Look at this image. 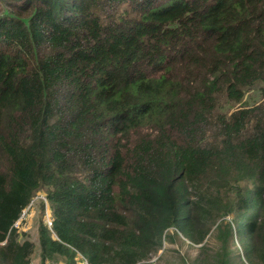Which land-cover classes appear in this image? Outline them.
Masks as SVG:
<instances>
[{"label": "trees", "instance_id": "1", "mask_svg": "<svg viewBox=\"0 0 264 264\" xmlns=\"http://www.w3.org/2000/svg\"><path fill=\"white\" fill-rule=\"evenodd\" d=\"M178 240L264 264V0H0V264Z\"/></svg>", "mask_w": 264, "mask_h": 264}, {"label": "rangeland", "instance_id": "2", "mask_svg": "<svg viewBox=\"0 0 264 264\" xmlns=\"http://www.w3.org/2000/svg\"><path fill=\"white\" fill-rule=\"evenodd\" d=\"M260 95L261 94L258 90H252V91H249V93L247 94V98H248V100H251V101L253 99L258 100L260 98ZM35 200H37V198ZM35 200L30 204L31 206H28L24 210L23 214L21 215V218L18 221V225L20 223H22V226H21L22 230H25V231L28 230V232L31 231V235L33 238H36L38 218L40 216V214L38 213V210H37V206H36V208L34 207ZM50 215H51L50 211L45 213V220L48 223H49L48 220H49ZM233 215H234V213H230L229 215L226 216V218L230 219V218H232ZM213 239H214L213 237H210L209 242H211L210 245L213 248H215L216 245H215ZM200 246L201 245H199V244L191 245V244L186 243V242L181 241V240H178L175 243H166L165 247L162 248L158 252L157 255L155 254L153 256L152 261H155L156 264H163L165 262V260L167 262H174L175 259H179L181 256H185V257L190 259V258L196 257L199 254ZM238 246H239V242H238V244L235 243L232 245V247L234 249ZM164 249H165V251H164ZM163 251H164L163 257L159 258L160 254H162ZM79 261H81V259H79ZM237 262L242 264V262L240 260H238ZM31 264H42L38 255L34 256ZM47 264H49V262H47ZM57 264H66V263L64 261H62V262H58ZM235 264H237V263H235Z\"/></svg>", "mask_w": 264, "mask_h": 264}, {"label": "built area", "instance_id": "3", "mask_svg": "<svg viewBox=\"0 0 264 264\" xmlns=\"http://www.w3.org/2000/svg\"><path fill=\"white\" fill-rule=\"evenodd\" d=\"M29 206H30V205H29ZM23 212H24V211H23ZM22 214H23V213H22ZM22 214H21V215H22ZM20 218H21V216H20ZM51 219H52L51 216H49V220H48V221H49V224L52 223V220H51ZM18 221H19V220H18ZM18 221H17V223H18ZM82 263H83V264H88L86 260H82Z\"/></svg>", "mask_w": 264, "mask_h": 264}]
</instances>
